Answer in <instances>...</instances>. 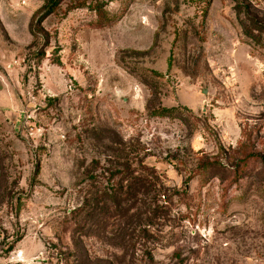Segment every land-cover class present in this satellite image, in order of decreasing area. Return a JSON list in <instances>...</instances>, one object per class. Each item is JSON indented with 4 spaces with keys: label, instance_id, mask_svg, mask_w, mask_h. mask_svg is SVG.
Instances as JSON below:
<instances>
[{
    "label": "rangeland",
    "instance_id": "rangeland-1",
    "mask_svg": "<svg viewBox=\"0 0 264 264\" xmlns=\"http://www.w3.org/2000/svg\"><path fill=\"white\" fill-rule=\"evenodd\" d=\"M207 3L0 0V264H264V0Z\"/></svg>",
    "mask_w": 264,
    "mask_h": 264
},
{
    "label": "trees",
    "instance_id": "trees-1",
    "mask_svg": "<svg viewBox=\"0 0 264 264\" xmlns=\"http://www.w3.org/2000/svg\"><path fill=\"white\" fill-rule=\"evenodd\" d=\"M238 2V0H235ZM207 5L209 4V0H207ZM240 7V3H237V10ZM240 13V11H238ZM243 23V28L245 30V34L249 35V36H254V31L255 30H261L264 31V23L261 24H256L253 27H250L247 25V23H245L244 21H242ZM165 110H161L158 113H156L157 115H165L164 113ZM263 161L264 163V157L263 156H259L258 154L255 153H249L247 156H245L243 159H241L234 168L229 169V168H224V171L228 174L226 175V179L227 180H231L230 184L234 185L237 182H239V180L243 179L245 176H247L246 172V166L250 163V162H260ZM210 165H201V169H209L211 167ZM212 167H214V165L212 164ZM182 195V194H181ZM185 196V194H184ZM114 200H117L116 195L114 196Z\"/></svg>",
    "mask_w": 264,
    "mask_h": 264
}]
</instances>
